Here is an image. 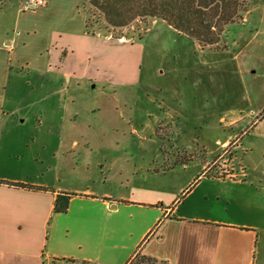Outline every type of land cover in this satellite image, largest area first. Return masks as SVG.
<instances>
[{
  "label": "crops",
  "instance_id": "1",
  "mask_svg": "<svg viewBox=\"0 0 264 264\" xmlns=\"http://www.w3.org/2000/svg\"><path fill=\"white\" fill-rule=\"evenodd\" d=\"M44 1L31 12L15 5L0 9V14L12 9L13 15L12 31L11 26L0 25V146L5 132L12 133L19 124L2 118L13 113L5 107L7 86L19 47L36 35V21L49 23L45 19L53 10L52 0ZM224 35L233 47L229 58L236 64L235 74L244 83L233 84L239 93L233 99L231 93L207 91L203 108L221 115L227 102L247 100V115L235 109L220 122L235 127L248 116L253 119L239 133L217 141L211 154L216 157L221 147L234 141L232 157L238 158V165L213 167L205 160L190 168L169 163L163 170L135 171L130 179L120 174L116 183L112 177L103 178L100 186L72 187L63 151L57 158L55 184L0 174V264H132L137 256L154 264H264V0H252L244 19L229 25ZM95 37L98 34H86L85 25L79 33L52 34L37 55L42 56L45 49L63 85L72 81L79 89L80 80L86 79L88 85L94 83L92 88L99 84L135 87L134 77L126 81L121 74L108 72L105 59L93 51ZM103 41L113 44L109 38ZM173 58L177 60V55ZM46 67L52 68L50 61ZM99 67L103 71L95 70ZM184 107L173 106L174 113L180 115ZM69 123L72 126L75 121ZM6 159L1 156V167ZM61 192L72 194L68 209L54 213V201Z\"/></svg>",
  "mask_w": 264,
  "mask_h": 264
},
{
  "label": "rangeland",
  "instance_id": "2",
  "mask_svg": "<svg viewBox=\"0 0 264 264\" xmlns=\"http://www.w3.org/2000/svg\"><path fill=\"white\" fill-rule=\"evenodd\" d=\"M26 2L0 0V9L10 5L24 12L38 9H25ZM248 2L249 10L252 0ZM51 6L53 10L45 19L49 23L37 20L36 35L28 37L16 53L18 62L11 70L5 103L6 111L13 113L2 118L9 117L19 124L12 133L5 132L1 143L0 159L9 158L1 162V175L55 184L57 158L63 151L65 173H71L68 183L72 187L100 186L103 178L112 177L116 183L120 174L122 179H130L133 172L151 167L163 170L181 160L179 156L183 158V149L195 156L187 163L190 168L205 160L214 163L213 167L238 165V158L232 157L234 141L221 147L216 157L211 154L219 145L217 141L239 133L253 119L248 116L235 127L220 122L235 109L247 115V100L227 102L221 115L204 112L203 108L207 91L231 93L233 99L239 95L233 84L244 83L235 74L236 64L229 58L233 47L224 34L227 48L216 50L179 36L162 20L150 21L147 30L142 22L123 30L101 28L93 41V51L105 59L108 72L121 74L126 81L134 77L138 84L123 88L99 84L92 88L94 83L88 85L82 79L76 89L72 81L63 85L53 69L52 58L47 57L45 49L39 57L37 50L50 43L52 34L84 29L88 6L83 0H52ZM7 10L0 14V25L11 26L12 31V9ZM48 61L51 69L44 68ZM95 70L103 71L101 67ZM177 104L185 106L180 115L173 110ZM233 105L235 108H230ZM70 120L75 121L72 126Z\"/></svg>",
  "mask_w": 264,
  "mask_h": 264
},
{
  "label": "trees",
  "instance_id": "3",
  "mask_svg": "<svg viewBox=\"0 0 264 264\" xmlns=\"http://www.w3.org/2000/svg\"><path fill=\"white\" fill-rule=\"evenodd\" d=\"M88 6L85 21L86 34H98L99 29L115 31L162 20L178 33L193 39L200 47L225 50L223 38L229 25L239 23L248 12V0H83ZM93 19V20H92ZM95 26H97L95 28ZM120 37H118L119 39ZM139 36V40H141ZM179 156L171 166L188 165L192 156ZM2 183V182H0ZM25 187L22 184H12ZM32 188V187H29ZM72 194L58 193L54 201V213H65ZM154 260L137 256L132 264H154Z\"/></svg>",
  "mask_w": 264,
  "mask_h": 264
},
{
  "label": "built area",
  "instance_id": "4",
  "mask_svg": "<svg viewBox=\"0 0 264 264\" xmlns=\"http://www.w3.org/2000/svg\"><path fill=\"white\" fill-rule=\"evenodd\" d=\"M43 5H44L43 0H27L24 8L28 9V10H34L36 8L43 6ZM218 174H219V172H218ZM219 176H221V174H219Z\"/></svg>",
  "mask_w": 264,
  "mask_h": 264
}]
</instances>
